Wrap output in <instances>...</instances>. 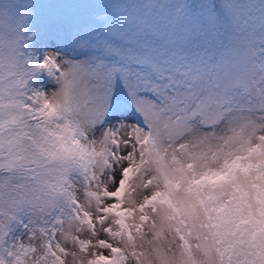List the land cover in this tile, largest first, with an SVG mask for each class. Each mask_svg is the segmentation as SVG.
<instances>
[{"label": "rangeland", "instance_id": "374dc122", "mask_svg": "<svg viewBox=\"0 0 264 264\" xmlns=\"http://www.w3.org/2000/svg\"><path fill=\"white\" fill-rule=\"evenodd\" d=\"M233 2L34 0L30 26L43 37L40 58H56L62 69L85 63L102 67L107 101L101 123L88 95L73 86L54 94L56 81L46 72L31 88L47 93L68 119L57 134L60 140H54V164L35 174L36 181L22 194L25 203L41 200L30 209L34 239L24 244L36 247L22 249L26 264H93L108 250L101 239L120 249L109 252L121 255L119 264H213L210 242L198 249L194 239L204 235L197 204L210 195L231 199V206L246 219L245 240L264 246V5L247 0L253 5L252 31L242 40ZM50 43L54 47L46 46ZM161 85L181 95L189 87L196 94L217 88L232 116L221 122L223 113L216 104L210 110L201 105L176 119L152 114L146 120V101ZM193 116L195 124L189 125ZM93 122L100 125L97 130L91 129ZM66 145L73 150L64 151ZM70 155L74 160L68 163ZM126 167L130 171L121 202L132 211L126 224L120 215L117 228L111 211L100 219V209L111 207L105 203V189L115 190ZM205 177L209 183L195 189V182ZM153 193H163V200L143 213L150 219L141 228L139 205ZM75 201L78 207H73ZM53 204L62 215L55 236L51 228L45 232L50 226L37 223L42 210ZM9 207L19 211L14 205L0 208V230L9 222ZM176 209L193 227L191 250L178 239V224L172 219ZM226 220L221 218L222 227L228 225ZM107 228L111 232L105 235ZM254 229L257 234H250Z\"/></svg>", "mask_w": 264, "mask_h": 264}, {"label": "snow or ice", "instance_id": "6c2138e0", "mask_svg": "<svg viewBox=\"0 0 264 264\" xmlns=\"http://www.w3.org/2000/svg\"><path fill=\"white\" fill-rule=\"evenodd\" d=\"M261 3L264 5V0H261ZM233 8V16L238 17L237 27L240 29L238 35L242 40H247L252 31L250 25L253 5L247 0H234ZM260 11L264 17V7H261ZM34 16V0H0V208L9 205L19 208V211H15L13 207H9L8 210L11 213L9 222L0 230V264H21L18 249L22 250L25 247L35 249L36 247L34 244L25 245L24 241L34 239V232L30 227L33 213L30 209L40 206L41 200L34 198V203H25L22 200V194L30 187L29 182L36 181L37 176L34 173L37 170L29 165L19 151L23 146L21 141L35 145L32 151H39L40 143L45 138L48 141L55 140L68 119L62 109L53 104L47 93L41 94L39 89H31L29 81L40 73L46 72L56 81L57 87L54 94L68 86L75 87L77 92L82 91L91 98L92 104L97 106L98 121H101V117L105 115L103 108L107 101L105 70L102 67L85 63L74 69L71 65L62 69L58 60L52 56L45 55L42 59L36 57L31 49L35 44L42 43L43 37L38 31H33L30 26ZM55 23L56 21H53V24ZM260 30L264 32V23H261ZM261 40L264 41V36ZM46 46L54 47V43ZM145 52L148 50L145 49ZM44 86L47 87V85ZM218 91L217 88L208 87L196 94L189 87L182 90L183 95H181L172 91L170 87L161 85L156 95L146 101L149 110L145 113V119L148 120L149 115L152 114L162 118L176 119L183 114L194 113L195 109L201 105L210 110L219 104L223 113L221 117L223 122L232 115L219 99ZM138 95L143 97L142 93ZM195 118L193 116L189 119V125L195 124ZM99 127L97 122L91 124L92 130H97ZM107 134L106 132L105 136ZM187 134V132L184 133L185 136ZM84 135L88 137L87 132ZM37 136H39V142H37ZM74 139L77 137L74 136ZM115 147L118 148L119 143L115 144ZM129 171V167L123 169L122 178L114 191L105 189L107 192L105 203L110 204L111 207L100 209V219H104L106 213L111 211L116 217L117 228L121 225L120 215H124L126 224L129 212L132 211L126 209L121 202L126 185L125 177ZM84 175L86 177L87 173L85 172ZM100 175L102 177L103 173ZM109 179L113 177L110 176ZM212 180H215V175L212 176ZM206 183H209L207 177L196 181L193 187L198 189ZM44 196L45 194L42 193L41 198L44 199ZM163 197V193H153L139 205L141 228L150 219L143 213L154 207L158 200H163ZM164 202L167 203V201ZM231 203V199L216 198L214 195L208 196L207 199L201 197L197 208L203 213V223L200 227L204 230V235L194 238L195 247L199 249L202 243L210 242L215 253L213 264H264V246L254 239L245 240L246 233L241 219L231 220L227 226H221V218L231 207ZM78 205L79 203L75 201L73 207ZM16 216H19V219H16ZM3 218V213H0V221H3ZM172 219L178 224L176 231L180 244L191 250L193 227L188 223V218L176 209ZM58 221H62L61 209L53 204L47 211L42 210V218L37 223L39 226H50L45 228V232L50 231L51 228L55 236ZM110 232V228L105 229V235ZM99 242L101 245H107L108 250L104 251L93 264H104V262L115 264L109 252L120 251V249L112 248L105 239ZM48 246L51 247V244ZM23 259L26 260L27 257ZM33 259L36 260V257L33 256Z\"/></svg>", "mask_w": 264, "mask_h": 264}, {"label": "trees", "instance_id": "16d2710c", "mask_svg": "<svg viewBox=\"0 0 264 264\" xmlns=\"http://www.w3.org/2000/svg\"><path fill=\"white\" fill-rule=\"evenodd\" d=\"M38 46H39V44H35L33 46V48L31 49V51H33L35 53L36 57L40 58V56L38 55V52H37ZM38 76L39 75H37L34 79H31L29 81V87L30 88L33 87L34 82L37 80ZM58 140H60L59 137H58ZM37 142H39V136H37ZM21 143L23 146H22V148L19 149V151L21 152L22 156L28 161L29 165L36 168L37 171L34 174L39 173L41 171V169L44 168L45 166H48L50 164H54V140L49 142L47 140V138H45V140L42 143H40V145H39V151H28V150H31L33 147H35V145H29L27 143L25 144L23 141H21ZM63 149H64V151L73 150V149L69 148L68 145L64 146ZM73 160H74V157L73 156L71 157V155H70V159L68 160V163H71ZM223 217L225 219H227L225 222H229V221L234 220V219H241L243 221V227L245 229L244 223L246 222V219L240 217V215L237 213V209L235 207L234 208L232 206L229 207L226 210V212L224 213ZM15 218L19 219V216L15 217ZM250 234H257V232L254 229V230H251ZM18 251L20 252V256H21V264H26V261L23 259V251L20 249H18ZM98 257H96L94 259V261H96ZM113 260H114L115 264H119L120 261L122 260L121 255L120 256L113 255ZM104 264H108V262H104Z\"/></svg>", "mask_w": 264, "mask_h": 264}]
</instances>
